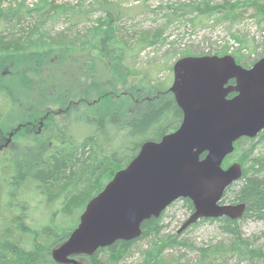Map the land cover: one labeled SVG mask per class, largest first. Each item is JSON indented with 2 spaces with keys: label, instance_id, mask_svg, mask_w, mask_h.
I'll return each mask as SVG.
<instances>
[{
  "label": "trees",
  "instance_id": "1",
  "mask_svg": "<svg viewBox=\"0 0 264 264\" xmlns=\"http://www.w3.org/2000/svg\"><path fill=\"white\" fill-rule=\"evenodd\" d=\"M136 1L141 3L136 7L145 9L146 0ZM79 3L69 7L40 0L30 8L23 2L0 7V264H60L52 260L51 250L77 225L89 199L144 141H158L182 119L166 84L132 61L154 38L143 33L131 43L120 36L118 21L128 15V7L117 0H92L86 8ZM168 7L177 14L194 13L192 19L201 25L214 15L216 21L234 22L250 9L255 23L264 24V0H202ZM96 11L100 14L92 25L73 29ZM48 16L67 17V28L51 33L43 25ZM23 17L33 21L18 28ZM9 28L14 30L3 33ZM231 37L237 45L214 54L230 53L244 66L264 54L253 57V42ZM187 54L184 50L180 56ZM10 131L12 142L3 148ZM234 145L222 166L238 162L242 174L224 190L222 202H243L245 212L240 219L222 216L194 224L215 222L224 236L214 244L189 247L197 252V264H226L228 258L236 264H264V245L253 246L240 226L243 218L264 220V151L255 153L264 146V129ZM180 201L192 212L189 199ZM41 206L47 211L39 218L46 221L36 223L31 212ZM77 210L75 224L61 223ZM165 226L162 214L150 217L141 223L139 237L76 258L87 264H122L139 240L148 239L133 264H178L165 253L186 243L177 233L163 235Z\"/></svg>",
  "mask_w": 264,
  "mask_h": 264
},
{
  "label": "water",
  "instance_id": "2",
  "mask_svg": "<svg viewBox=\"0 0 264 264\" xmlns=\"http://www.w3.org/2000/svg\"><path fill=\"white\" fill-rule=\"evenodd\" d=\"M172 71L169 91L182 112L179 126L140 145L87 202L68 238L51 251L53 261L86 264L75 256L139 237L144 220L158 218L180 198L189 199L193 211L177 234L200 219H239L245 212L243 202L221 203L224 190L242 174L238 162L221 163L237 139L264 129V55L250 67L230 54L187 55Z\"/></svg>",
  "mask_w": 264,
  "mask_h": 264
},
{
  "label": "rangeland",
  "instance_id": "3",
  "mask_svg": "<svg viewBox=\"0 0 264 264\" xmlns=\"http://www.w3.org/2000/svg\"><path fill=\"white\" fill-rule=\"evenodd\" d=\"M40 0H0V7H7L9 4H17L23 2L27 7H33ZM122 6L128 7V15L120 19L119 34L122 37L130 39L133 43L139 39L143 33L148 37L154 38L153 43L145 45L138 53L132 57L134 65L138 66L142 71H150L158 80H162L168 87L172 82V65L184 50L189 51V55H202L206 53H215L224 46L229 45L231 50L237 43L231 37V34L246 38L250 43H254L252 56L255 57L264 50V24L258 25L253 18L249 16L252 11L250 9L242 14V17L234 22L229 20L216 21L218 15L212 16L204 24H196L192 19L193 14L188 13H173L168 6H175L177 4H186L192 2H199L202 0H146L145 9L136 7L141 3L136 0H117ZM211 4H222L223 1L236 2L240 0H204ZM54 5H67L69 7L76 6L83 3L86 8L92 0H48ZM100 12H95L88 17L87 20L82 21L75 30H83L87 26L93 24L99 16ZM169 14V18H167ZM33 21V18H20L17 27H26ZM51 33L64 30L68 26V20L65 16L55 17L43 24ZM14 29H7L3 33L13 31ZM158 32L159 36L154 37V33ZM249 50V49H248ZM245 51V50H244ZM11 132V131H10ZM8 132V136L9 133ZM12 136L4 147L9 145ZM6 139V137H5ZM5 141V140H4ZM2 144V143H1ZM0 144V145H1ZM1 148V147H0ZM264 151V146L255 150ZM230 203V202H229ZM33 202L31 206H33ZM43 211H47L44 207L38 208L31 212L34 222L37 220L46 221L45 217L39 218ZM78 210L74 211L72 216L62 219L61 223L71 227L76 222ZM189 215L185 209L182 201L179 199L169 205L162 213V222L165 228L162 231L163 235L176 234V230L181 223ZM54 217V216H53ZM79 218V217H78ZM241 230L243 236L249 240H253V246L264 245V220H256L254 218H243L240 220ZM217 229L215 222L203 221L194 226L184 229L179 235L178 240L183 241L186 245L178 246L174 250H168L165 254L166 258L178 259V264H197V252L190 250L189 247H201L208 244H214L223 239ZM148 246V239L139 240L134 246L132 253L122 262V264H133L139 259L140 250ZM226 264H236L234 258H228ZM239 264H249L248 262H240Z\"/></svg>",
  "mask_w": 264,
  "mask_h": 264
},
{
  "label": "flooded vegetation",
  "instance_id": "4",
  "mask_svg": "<svg viewBox=\"0 0 264 264\" xmlns=\"http://www.w3.org/2000/svg\"><path fill=\"white\" fill-rule=\"evenodd\" d=\"M12 136V132L9 133V136L5 139V142L3 144V146H5L7 144V142L9 141V138Z\"/></svg>",
  "mask_w": 264,
  "mask_h": 264
},
{
  "label": "bare ground",
  "instance_id": "5",
  "mask_svg": "<svg viewBox=\"0 0 264 264\" xmlns=\"http://www.w3.org/2000/svg\"><path fill=\"white\" fill-rule=\"evenodd\" d=\"M104 186H105V185H104ZM86 204H87V203H86ZM84 208H85V206H84ZM83 210H84V209H83ZM83 210H82V211H83ZM81 213H82V212H81ZM81 213H80V214H81ZM79 216H80V215H79ZM75 227H76V226H75ZM75 227H74V228H75ZM74 228H73V229H74ZM73 229H72V230H73ZM72 230H71V231H72ZM71 231H70V232H71ZM69 234H70V233H69ZM68 236H69V235H68ZM67 238H68V237H67ZM67 238H66V239H67ZM66 239H65V240H66ZM65 240H64V241H65ZM64 241H63V242H64ZM60 244H61V243H60ZM60 244H59V245H60ZM57 246H58V245H57ZM57 246H56V247H57ZM54 248H55V247H54ZM54 248H53V249H54ZM53 249H52V250H53ZM52 250H51V251H52Z\"/></svg>",
  "mask_w": 264,
  "mask_h": 264
}]
</instances>
